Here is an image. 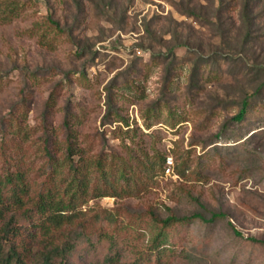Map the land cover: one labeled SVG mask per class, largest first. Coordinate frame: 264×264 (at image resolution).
Masks as SVG:
<instances>
[{
    "label": "rangeland",
    "instance_id": "obj_1",
    "mask_svg": "<svg viewBox=\"0 0 264 264\" xmlns=\"http://www.w3.org/2000/svg\"><path fill=\"white\" fill-rule=\"evenodd\" d=\"M0 4V138L14 113L34 147L44 120L61 139L75 113L86 160L128 162L140 181L122 192L108 180L84 198L89 215L223 213L193 218L164 264H264L251 239L264 240V0Z\"/></svg>",
    "mask_w": 264,
    "mask_h": 264
},
{
    "label": "trees",
    "instance_id": "obj_2",
    "mask_svg": "<svg viewBox=\"0 0 264 264\" xmlns=\"http://www.w3.org/2000/svg\"><path fill=\"white\" fill-rule=\"evenodd\" d=\"M13 7H5L9 12L4 17L14 13ZM247 106L234 116L236 120L246 116ZM76 118L75 113L66 117L67 132L61 139L44 120L36 147L31 129L22 123L26 117L12 113L8 119V126L14 119L18 124L6 128L0 138L5 160L0 166V264L171 263L183 252L178 246L193 218L213 221L224 216L213 213L208 219L201 213L180 216L173 212L162 216L150 209L124 220L109 212L104 225L99 214L89 215L83 209L84 198L98 193L108 180L122 192L139 189V175L125 161L108 165L102 154L94 164L87 161L86 148L77 144ZM7 134L17 148L14 156L6 151ZM27 139L32 142L29 155L24 156L19 142L25 144ZM33 156L43 161L38 163ZM251 239L264 244L262 239Z\"/></svg>",
    "mask_w": 264,
    "mask_h": 264
}]
</instances>
